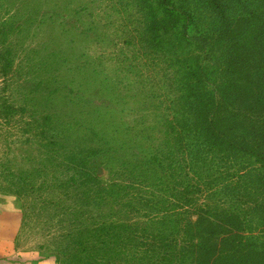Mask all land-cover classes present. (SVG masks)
I'll list each match as a JSON object with an SVG mask.
<instances>
[{
    "label": "rangeland",
    "instance_id": "1",
    "mask_svg": "<svg viewBox=\"0 0 264 264\" xmlns=\"http://www.w3.org/2000/svg\"><path fill=\"white\" fill-rule=\"evenodd\" d=\"M162 1L172 18L157 0H0V202L20 216V246L55 264H220L193 254L200 215L264 264V166L194 119L216 110L229 41L200 42L217 36L202 0Z\"/></svg>",
    "mask_w": 264,
    "mask_h": 264
},
{
    "label": "trees",
    "instance_id": "2",
    "mask_svg": "<svg viewBox=\"0 0 264 264\" xmlns=\"http://www.w3.org/2000/svg\"><path fill=\"white\" fill-rule=\"evenodd\" d=\"M238 0H202L206 9L211 16L216 18L217 31L216 34L206 36L205 39H200L194 36L198 42L206 43L208 49L213 48L214 41L221 42L229 41L228 47L223 51L218 50L219 54L228 56L222 72L224 73L221 79L222 90L218 94L219 100L216 102V110L214 114L208 115L206 108L203 113L194 110L195 121L198 124L199 131L210 137L214 143L231 146L236 140L239 144L238 150L245 151L253 155V157L264 166V0H255V4L251 8H247L242 13L233 14L231 3ZM236 2V3H237ZM166 1L157 0V6L161 9V15L172 18L173 10L171 5L166 6ZM176 10L177 8H173ZM161 23L166 27L167 19H161ZM181 31L185 30L186 25L180 24ZM175 29V26H172ZM173 40L176 41L177 34L171 32ZM156 37V34H152ZM221 44V43H220ZM252 46V52L257 54L259 58L260 70L257 66L252 65L254 56L247 55ZM221 47V46H220ZM202 49H205L203 46ZM196 56V53H194ZM235 65L239 69H246L243 72L245 77L238 75ZM188 64L189 82L186 89L188 93L198 89V71L195 67ZM206 67H209L206 62ZM254 68L255 76L250 77L247 68ZM198 68V67H197ZM255 79V83H253ZM185 90V89H184ZM234 92L237 95L240 93L250 94L249 103L244 106H234L231 109L225 107L222 103L225 101L229 93ZM212 94V93H211ZM196 98V107H202V103ZM212 96V95H211ZM246 99V94L242 97L238 96V101ZM200 105V106H199ZM258 106L260 109L255 110L252 106ZM223 109H221V107ZM200 111V109H199ZM249 111L255 112L254 114ZM259 111H263L259 113ZM206 112V113H205ZM237 119H241L243 135L235 134L239 128L233 127ZM253 119V120H252ZM238 137V138H237ZM237 138V139H236ZM234 146V145H232ZM96 177V175H95ZM229 218L224 216L223 220ZM230 219V218H229ZM230 224L222 221L221 224L211 222L208 215H200L194 222V229L201 231L200 237H205L193 242V254L199 256V260L215 262L216 258H220V264H257L259 257H251L248 249V244L237 239L236 230H233ZM263 248L264 246H260Z\"/></svg>",
    "mask_w": 264,
    "mask_h": 264
},
{
    "label": "crops",
    "instance_id": "3",
    "mask_svg": "<svg viewBox=\"0 0 264 264\" xmlns=\"http://www.w3.org/2000/svg\"><path fill=\"white\" fill-rule=\"evenodd\" d=\"M21 219L13 204L0 202V264H55L31 247L20 246Z\"/></svg>",
    "mask_w": 264,
    "mask_h": 264
}]
</instances>
